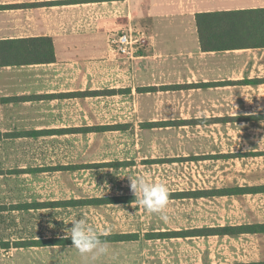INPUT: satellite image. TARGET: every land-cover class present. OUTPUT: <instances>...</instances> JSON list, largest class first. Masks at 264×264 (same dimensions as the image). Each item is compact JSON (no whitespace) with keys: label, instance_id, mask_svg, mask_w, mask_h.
I'll list each match as a JSON object with an SVG mask.
<instances>
[{"label":"crops","instance_id":"obj_1","mask_svg":"<svg viewBox=\"0 0 264 264\" xmlns=\"http://www.w3.org/2000/svg\"><path fill=\"white\" fill-rule=\"evenodd\" d=\"M210 12L224 13L223 32L238 34L246 45L202 50L196 15ZM123 29L148 31L151 48L133 60L120 57L108 39ZM34 38L51 41V61L0 66V264H64L70 257L72 243L50 242L65 234L49 232V222L34 234L19 233L22 218L49 217L53 209L70 207L54 202L77 200L64 195L55 172L82 168L65 161L75 151L72 138L100 131L85 128L107 125L95 122L104 113L120 115L112 108L121 107L116 96L129 105L140 68L150 75L164 66L185 73L184 83L202 91L212 113L202 123L251 140L247 149L210 152L208 158L222 159L226 178L207 190L264 185V45L252 43L264 41V0H0V40ZM149 87L155 88L138 90L156 89ZM217 105L223 114L212 108ZM24 131L38 133L18 134ZM33 153L48 161L32 165L27 159ZM191 199L207 201L208 224L183 230L264 223V191ZM125 233L137 237L114 243L138 240L137 232ZM162 239L173 246L175 264H264V232Z\"/></svg>","mask_w":264,"mask_h":264},{"label":"rangeland","instance_id":"obj_2","mask_svg":"<svg viewBox=\"0 0 264 264\" xmlns=\"http://www.w3.org/2000/svg\"><path fill=\"white\" fill-rule=\"evenodd\" d=\"M162 60L168 63L169 58L163 57ZM144 68L136 73L135 93L129 97V105H122V97L116 96L118 101L114 104L119 103L121 107L118 109L115 105L112 108H117L120 115L115 116L114 112L110 117L104 113L100 120L95 121L123 128L89 133L86 137L81 136L80 140L73 137L71 146L75 151L65 161L81 163L82 168L55 172L63 185L64 195L82 202L68 204V208L53 209L54 214L49 217L24 216L22 229H18L19 233L32 231L34 234L35 230L46 228L49 222V232L62 235L69 231L74 217H83L98 234L137 232L138 240L106 242L107 252L95 259L91 255L82 256L71 245L70 257L64 264H175L171 257L173 246L163 243L162 237L148 239L147 234L207 225V201L173 197L168 199L162 214L148 213L138 205L127 176L143 175L150 182L163 183L168 193L222 186L226 178L223 177V161L208 158L212 154L210 152L219 154V151L233 150L238 145L245 149L250 146L251 140L247 138L244 141L240 138L243 135L236 132L223 136L221 124L215 127L202 123L208 112L212 113L202 91L191 89L184 83L189 80L185 73L164 66L162 72L150 75L143 73ZM147 84L156 89L153 87L155 90L148 93L138 90ZM198 95L197 103L194 96ZM212 108L216 114L224 113L221 105ZM131 110L133 115H122L127 111L130 114ZM228 111L236 112L235 109ZM146 122H150L149 127L145 126ZM234 127L237 126L232 124L231 128ZM84 142L86 145L82 148ZM40 157L39 153H33L26 159L32 160V165L48 161L46 156ZM55 162L54 168H58ZM230 172L233 178L237 170L231 167ZM111 196H134V199L132 202L87 203L92 198ZM41 233L43 235L45 231Z\"/></svg>","mask_w":264,"mask_h":264},{"label":"trees","instance_id":"obj_3","mask_svg":"<svg viewBox=\"0 0 264 264\" xmlns=\"http://www.w3.org/2000/svg\"><path fill=\"white\" fill-rule=\"evenodd\" d=\"M224 13L210 12L196 15V25L198 28L200 47L202 50H218V49H233L240 48L246 45L238 34H230L223 32V18ZM236 14V15H235ZM238 16V12L232 13ZM257 19V18H256ZM229 28V24L226 26ZM228 30V29H227ZM254 45L262 46L264 41H252ZM251 43V44H252ZM54 58L52 43L47 38L34 39H20V40H0V66L4 65H19L29 63L48 62ZM168 87V86H166ZM146 89V88H145ZM147 89H153L149 87ZM167 89V88H165ZM146 125H149L148 123ZM114 127V126H113ZM102 125L96 127H87L86 131L91 130H107L120 129L121 126ZM38 131H24L18 134L21 135H36ZM264 185L260 186H246L234 188H221L210 190H188L182 192L168 193V198L171 197H206L209 195L222 194H238V193H255L263 192ZM134 196H111L105 198H92L87 203L102 204V203H117V202H131ZM79 200H69L65 202H54V204L75 205ZM264 232V223H252L239 226H219V227H203L191 230L180 231H166L156 232L155 234H147V236L154 237H186V236H208V235H238L240 233H256ZM137 235L134 233L123 234H108L101 235V239L106 242L127 241L136 239ZM65 242L72 243L70 238L50 240V242Z\"/></svg>","mask_w":264,"mask_h":264},{"label":"clouds","instance_id":"obj_4","mask_svg":"<svg viewBox=\"0 0 264 264\" xmlns=\"http://www.w3.org/2000/svg\"><path fill=\"white\" fill-rule=\"evenodd\" d=\"M129 187L137 198V203L148 213H163V209L168 203V190L163 183L150 182L145 176H127ZM162 219L166 216L161 215ZM69 231L65 233L64 238H70L72 247L82 256L91 255L93 259L107 252L106 241L101 239L97 230L88 223L86 218L74 217L71 221Z\"/></svg>","mask_w":264,"mask_h":264},{"label":"built area","instance_id":"obj_5","mask_svg":"<svg viewBox=\"0 0 264 264\" xmlns=\"http://www.w3.org/2000/svg\"><path fill=\"white\" fill-rule=\"evenodd\" d=\"M151 37L142 30H120L114 37L108 39L117 54L124 59L137 58L140 50H145L151 44Z\"/></svg>","mask_w":264,"mask_h":264}]
</instances>
